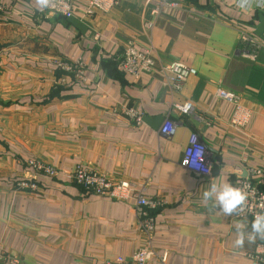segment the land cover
I'll return each instance as SVG.
<instances>
[{
  "label": "crops",
  "instance_id": "crops-1",
  "mask_svg": "<svg viewBox=\"0 0 264 264\" xmlns=\"http://www.w3.org/2000/svg\"><path fill=\"white\" fill-rule=\"evenodd\" d=\"M71 1L77 8L67 18L39 10L37 0H0V259L103 264L142 245L130 203L71 181L80 164L134 181L164 203L155 210L150 264H255L264 238L235 247L237 226L250 230L251 221L219 213L202 193L243 178L264 193V48L241 40L245 32L264 43V0L246 8V0H177L182 8L155 19L148 0H117L88 18L83 0ZM128 43L150 52V73L120 70L114 58ZM171 61L196 70L176 91L158 72ZM220 87L250 110L244 126L231 125L234 106L216 96ZM185 101L190 113L172 111ZM128 108L142 113L140 125ZM166 118L176 123L172 136L160 133ZM192 133L208 151L207 177L181 166ZM30 159L57 174L35 173ZM21 179L37 189H19Z\"/></svg>",
  "mask_w": 264,
  "mask_h": 264
},
{
  "label": "built area",
  "instance_id": "built-area-1",
  "mask_svg": "<svg viewBox=\"0 0 264 264\" xmlns=\"http://www.w3.org/2000/svg\"><path fill=\"white\" fill-rule=\"evenodd\" d=\"M152 3L150 11L152 19L162 14L165 11H170L181 7V3L177 0H148ZM82 18H88L96 11L107 12L112 9L117 0H83ZM243 8L247 6H261L262 0H246ZM76 5L71 0H49V6L43 10L55 14H61L67 18L74 15ZM153 23L148 22L147 28L152 27ZM241 40L244 44L255 45V47H263L264 43L255 40L249 34L243 32ZM120 70L135 78H138L143 73H150L154 69V60L150 52L146 49L137 48L132 43H128L123 52L116 56ZM57 66L65 70L71 69L69 65L57 63ZM76 72L82 74L83 66L81 63H76ZM162 78V83L171 90H179L185 80L196 74V70L179 61H171L160 65L159 71ZM219 99L227 101L234 106L233 114L230 118L231 125L244 126L250 116V110L244 108L240 104V95L227 90L225 88H217L215 92ZM186 108V110H185ZM172 111L188 114L193 110V105L190 101L183 103H172ZM128 118L135 124L142 123V113L136 109L128 108L125 110ZM176 123L170 118H166L161 125L160 133L165 136H172L175 132ZM206 146L195 133L188 137L187 146L183 152L181 166L185 169L200 175L202 177L209 176L210 162L208 160ZM27 164L33 168L35 173H41L46 176L53 177L57 174V170L51 165H45L36 160H28ZM72 182L82 187L85 191L110 199L128 202L132 205L136 215L137 225L143 240L142 245L134 250L129 256H117L113 259L105 261L103 264H150L149 260L154 255L151 238L155 229V210L160 208L164 203L159 200L150 199L143 193V187L138 186L136 182L126 179L112 181L103 173L76 164L70 174ZM234 186L247 185L249 193L246 201V207L242 211H237L230 217L239 220L251 221L256 212L264 211V193L260 191L257 184L249 178H243L231 182ZM19 189L36 190L38 185L33 181L21 179L15 184ZM0 259V264H24L15 256L3 254ZM251 257L255 260V264H264V243L257 244ZM158 264H165L163 259H158Z\"/></svg>",
  "mask_w": 264,
  "mask_h": 264
},
{
  "label": "clouds",
  "instance_id": "clouds-1",
  "mask_svg": "<svg viewBox=\"0 0 264 264\" xmlns=\"http://www.w3.org/2000/svg\"><path fill=\"white\" fill-rule=\"evenodd\" d=\"M37 4L38 9L43 10L49 6V0H37ZM239 6L243 8L245 5L241 3ZM248 195L247 185L234 186L226 180L211 183L202 193L203 199L212 201V206L225 216L244 210ZM245 229V225H238L236 228L234 245L237 248L243 247L246 241L250 243L257 238H264V211L254 213L250 230Z\"/></svg>",
  "mask_w": 264,
  "mask_h": 264
}]
</instances>
